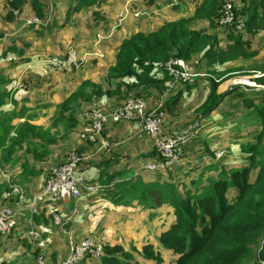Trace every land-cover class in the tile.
Listing matches in <instances>:
<instances>
[{
	"label": "trees",
	"instance_id": "trees-1",
	"mask_svg": "<svg viewBox=\"0 0 264 264\" xmlns=\"http://www.w3.org/2000/svg\"><path fill=\"white\" fill-rule=\"evenodd\" d=\"M229 1L246 21V31L215 24L226 0H202L189 17L166 22L149 33L138 32L124 38L115 48L111 63L103 67L104 60H98L99 78L81 80L79 85L71 84L64 91L63 101L58 104L50 126L44 128L29 124L23 127L3 157L5 169L8 171L14 162L21 164L18 176L21 184L41 178L50 168L28 167L23 163V155L24 160L31 158L35 163L48 157L51 147L59 143L58 135L52 133L56 130L62 134L60 138L64 140L65 149L61 154L57 153L63 157L54 167L61 166L69 152L73 151L81 157L76 174L85 176V155L95 145L81 138L83 129L90 123L86 112L97 105V109L112 113L129 100H142L147 104V113L162 115L164 136L197 126L191 141L184 147L180 163L165 171L144 170L147 164L161 160L154 147L138 179L119 181V174L114 170L119 155H103L94 158L96 168L102 172L91 179L85 176L86 185L99 186V196L111 199L117 206L137 200L144 209L151 210L162 205L172 207L175 223L161 235L160 243L177 256V264H259L264 261V92L250 94L239 86H231L221 95L217 92L223 82L247 69L249 71L242 74L264 73V67H260L258 62L260 52L264 50V0ZM100 2L74 0L71 9L77 13L99 6ZM239 3H243L242 8ZM24 4L25 0H4L3 6L8 9L5 19L12 22L15 10L21 15ZM32 5L34 15L40 18L42 24L30 27L35 28L33 32L36 36L44 37L55 23V15L47 10L43 2L34 0ZM19 15L15 17L19 19ZM95 15L98 16L97 13ZM194 25L202 28H194ZM2 37L0 32V39ZM251 49H255L252 54L249 53ZM67 53L68 50L62 55L52 56L65 58ZM172 59L191 61L204 76L195 77L188 83L175 80L165 69V64ZM237 61H242L241 65L235 64ZM245 61H250L251 66H245ZM68 76L71 80L75 79V72ZM22 79L27 92L23 98L25 101L36 92L38 81L33 75L31 78L23 75ZM260 79L258 82L264 84V77ZM44 80L51 89L62 84L53 79ZM0 108L3 106L0 105ZM220 110H224L222 113H226L227 117H235L233 124L228 126L223 116H216ZM243 117L256 119L258 132L243 126V131L234 133L235 138H231V133L235 132L234 128ZM109 123L121 122L109 120L104 137ZM228 135L227 140L213 141ZM198 138L203 148L202 157L210 162L206 166L202 159H187L188 151ZM78 140H81L80 143H77ZM218 152H224L223 157L234 160L216 159ZM194 160L202 163L198 170L201 172L185 181V165ZM240 163L243 165L236 166ZM145 175L151 179H145ZM82 195L88 199L91 194L83 190ZM19 201V195L14 194L8 181L2 182L0 209L12 208L10 205L15 208ZM41 203L46 206L33 216L36 225L33 230H37L40 237L35 240L29 235L31 230L19 231V218H14L13 233L8 237L0 236V264H23L24 260H37L39 256H43L48 263L62 262L67 258H61L65 256V249H49L52 244L47 241L44 230L45 224L53 221V213H60L62 202L45 200ZM143 255L158 264L163 263L152 246L145 247ZM129 259L121 246L103 245L102 264H133Z\"/></svg>",
	"mask_w": 264,
	"mask_h": 264
},
{
	"label": "crops",
	"instance_id": "crops-1",
	"mask_svg": "<svg viewBox=\"0 0 264 264\" xmlns=\"http://www.w3.org/2000/svg\"><path fill=\"white\" fill-rule=\"evenodd\" d=\"M33 1L25 0L23 11H21V15L18 14L19 19L15 17L18 15L14 14V20L8 22L5 19L8 9L3 6L4 0H0L3 8L0 19V32L3 33V37L0 39V74L3 76L0 79V105L3 106L0 108L2 114L0 127L4 128L3 132L0 131V171L8 184L17 188H20L16 183H19L18 176L21 174V164L14 162L7 171L3 157L7 154L15 136L20 135L23 127L31 124L47 128L52 124V120L58 111V104L63 101L64 91L70 88L71 84L79 85L81 80L101 76V73H97L99 66L92 70L94 66H87L88 61L92 59L104 60L102 65L105 67L113 61L114 50L124 38L138 32L149 33L166 22L189 17L202 0H101L99 6L88 7L77 13L71 9L74 0H37L47 5V10L53 12L56 19L44 37L36 36L33 32L35 28L30 27L36 25H27L26 22L35 16ZM242 6L243 3H239V7L242 8ZM157 15H162V18L157 20ZM97 17H100L101 22L95 20ZM139 19L145 20V23L151 27H148L147 31L140 28L136 25L139 23ZM71 48H74L81 56L82 65L73 72L49 73L46 68L48 58L52 55H62ZM74 72L75 79L71 80L68 75ZM192 73L195 77L204 76L196 68H193ZM23 75L28 78L33 75L38 81L36 92L25 101L23 98L27 95V92L24 91L26 89L16 87L18 80L23 82ZM44 78L53 79L62 84L56 89H51L49 84L45 85L46 80ZM225 83L226 81L217 89L219 95L231 87V83H227L229 84L228 88L222 89ZM223 111L217 112L216 116H223L225 118L224 123L230 126L236 119L234 116H225L226 113H222ZM107 127L104 139L110 143V147L104 149L97 144L94 145V149H90L89 153H86L85 170L87 169V173L85 176L91 179L102 172L96 168L94 158L116 153L119 157L115 161L114 170L119 174V181L138 179V174L144 171L142 166L155 147L154 138L141 132L139 125L132 122L109 123ZM52 133L58 135L59 143L51 147L50 155L37 161V163L31 158L24 160L23 155V163H26L28 167L40 169L43 167L50 168L62 161L63 156L57 155L65 149L64 140L60 138L62 134L56 130ZM233 134L234 132L231 133V136ZM207 135L204 134V136ZM228 138L229 135L213 141L221 142ZM200 140L198 138L197 142L190 148L187 159H202L206 166L210 162L202 157L203 148L199 145ZM80 141L78 140L77 143ZM23 145L26 148V144L23 143ZM201 165L199 160L191 161L185 165V172L188 171L189 173L188 178L196 177L201 172H198ZM45 169L47 170V168ZM10 175H13L14 186L10 181ZM45 175L42 174L41 178H36L33 181L23 182V190L33 192L35 189L38 193V190L44 186ZM143 177L147 180L151 179L148 175ZM40 182L42 184L38 188ZM29 196L32 197V193ZM39 200L36 214L42 210L43 206H46L41 201L47 200V197H40ZM72 202H74L73 205H71ZM138 206L140 205L137 200L130 201L128 205L117 206L111 199L103 195H90L88 199L82 197L80 200L62 202L59 206L60 215L63 218L62 224L58 225L52 220L50 224H45L44 230L47 241L52 244L49 249L61 251L65 249L63 252L65 256L61 258H66L70 252L71 240L79 242L84 239L99 240L102 238L105 245L121 246L133 264H158L156 261L144 257V248L147 246H152L155 252L160 254L163 264L176 262L177 256L166 250L160 243L161 235L175 223L176 218L172 207L163 205L156 207L151 209L154 212L151 215L152 211L149 209L138 210ZM19 209L23 213L18 215L17 229L23 232L34 229L36 227L33 223L34 213L16 205V210ZM115 224L118 226H114ZM153 230L158 233L157 238H154ZM126 238H129L130 241L128 247L123 244ZM67 239L69 243H67ZM23 264H36V260L27 259L23 261ZM79 264H102V262L101 260L86 258Z\"/></svg>",
	"mask_w": 264,
	"mask_h": 264
},
{
	"label": "built area",
	"instance_id": "built-area-1",
	"mask_svg": "<svg viewBox=\"0 0 264 264\" xmlns=\"http://www.w3.org/2000/svg\"><path fill=\"white\" fill-rule=\"evenodd\" d=\"M144 1V0H140ZM15 15L19 12L15 11ZM27 25L42 24L40 18L33 17L26 20ZM215 24L219 27L233 26L237 31L242 32L245 28V20L238 15L231 1L226 2L219 10V16L215 19ZM81 56L71 48L68 50L65 58L51 56L46 62V68L49 73H67L77 70L81 65ZM168 75L175 80L183 83L190 82L195 76L193 69L183 59H172L165 64ZM234 86H240L248 90L250 86L245 81H235ZM16 87L23 89V82L18 80ZM264 89V86H257L255 90ZM0 110V118H1ZM90 123L83 129L81 138L90 144H99L102 148L110 147L106 142L103 132L109 120L118 122H132L139 125L141 132L151 136L155 140L156 151L161 160L144 166V170L149 172H159L168 170L179 164L184 152V147L191 141L193 131L196 125L175 132L172 136H164L162 131V115L158 113H147V104L142 100H129L123 106L115 109L112 113H106L101 109H94L86 112L85 115ZM224 152L216 153V159L222 158ZM81 159L76 152H72L68 162L59 167H52L48 173L43 195L50 200L66 202L67 200H80L83 195L82 191L95 193L100 190L99 186H89L84 182V178L76 174V170ZM33 213L38 212L37 200L32 201ZM15 211L12 208L4 207L0 209V236L8 237L15 229ZM61 222V219H60ZM29 235L37 240L40 234L37 230H31ZM91 256L94 259L101 260L103 256V244L95 239H84L79 242L70 241V252L67 258L62 262L48 263L43 256H39L36 264H77L85 256ZM259 264H264L260 261Z\"/></svg>",
	"mask_w": 264,
	"mask_h": 264
},
{
	"label": "rangeland",
	"instance_id": "rangeland-1",
	"mask_svg": "<svg viewBox=\"0 0 264 264\" xmlns=\"http://www.w3.org/2000/svg\"><path fill=\"white\" fill-rule=\"evenodd\" d=\"M234 1V0H233ZM2 11H3V8H2V5L0 4V19H1V13H2ZM157 17V20H159V19H161L162 18V15H157L156 16ZM95 20H99V22H101V19H100V17H97ZM140 21H139V23L138 24H136L137 26H139L140 28H142V29H145L146 31L151 27H149L148 26V23H145V20L143 21V19H139ZM149 27V28H148ZM194 28H202L201 26H196V25H194ZM245 28H246V21H245ZM245 28L243 29V31L245 30ZM246 31V30H245ZM243 35H244V33H243ZM247 40H251V39H247ZM91 51H92V49H91ZM254 51H255V49H251V50H249V53L250 54H252V53H254ZM254 55V54H253ZM259 59H258V62H259V66L260 67H264V50H262L261 52H260V55H259ZM188 64H189V66L190 67H192V69L193 68H196V66L190 61V62H187ZM241 63H242V61H237V62H235V64H237V65H241ZM82 65V64H81ZM80 65V66H81ZM98 65V61L97 60H94V59H92L91 61H88V64H87V66H91V67H93V66H97ZM245 66H248V67H250L251 66V62L250 61H245ZM196 70H197V68H196ZM198 71V70H197ZM249 71V69H247V71L246 72H242V73H247ZM242 73H238L239 75H237V76H232L231 77V79H229V80H227L226 81V85L225 84H223L222 86V89L223 88H227L228 86H229V84H227V83H233V82H235V81H245V82H248L249 84H250V86H246L247 88H248V93H250V94H260V93H263L264 92V89L262 88V89H259L258 91H256L255 90V87H257V86H264V84H262L260 81L258 82V80H261L260 78H262V77H264V73H257V74H255V73H253V74H250V75H244V74H242ZM241 88V87H240ZM219 92H221V91H219ZM94 109H96L97 108V105H95V107H93ZM90 109L89 110V112L91 111V110H94V109ZM243 126H245V128H247V127H250V128H252L253 129V131H256V133L258 132V130H257V128H258V126H259V123H258V121L256 120V119H253V118H246V117H243V119L241 120V122L239 123V125L237 126V127H235L234 128V130H235V132L234 133H240L241 131H243ZM253 126V127H252ZM252 129H250V130H252ZM0 131L1 132H3L4 131V128L3 127H0ZM231 138H235L234 137V135L233 136H231ZM73 151H70L69 152V154H68V157H67V159L65 160V162L62 164V165H64V164H66L67 162H68V159H69V157H70V155H71V153H72ZM79 156V155H78ZM80 157V156H79ZM224 158V160L225 161H232V160H234V158H232V157H229V158H226V157H222L221 159H223ZM80 159H81V157H80ZM220 160V159H219ZM236 161H237V159H235ZM81 162V161H80ZM243 165V163H240V164H238V165H236V166H242ZM55 165H53L52 167H54ZM79 166V165H78ZM232 166V165H231ZM52 167H50V169L52 168ZM50 169L47 171V173H46V175H45V177H44V186H43V188H41L40 190H38V193H37V191H35V189H34V191L33 192H31V191H29V192H27L26 190H23V187H22V185L23 184H21V183H16L17 184V186H19L20 188H17V187H11V188H13V190H14V194L15 195H19V198H20V201L18 202V203H16V205H18L20 208H24V209H29V211L32 213L33 212V207H32V201L34 200V199H36L37 200V203L40 201L39 200V198L40 197H44L43 196V192H44V188H45V182H46V179H47V176H48V173H49V171H50ZM46 170V169H45ZM13 175H10V181L12 182V185L14 186V182H13V177H12ZM79 176H81V177H83L84 178V182H85V184H86V178H85V176H83V175H79ZM188 177H189V173H188V171H186L185 172V179H188ZM5 180V178L3 177V175L1 174V171H0V183L2 182V181H4ZM185 181H187V180H185ZM42 184V182H40L39 184H38V188L40 187V185ZM32 193V197L31 196H29L30 194ZM91 195H95V196H99V191L98 192H95V193H92ZM90 196V195H89ZM47 200H50V199H48L47 198ZM71 200V199H70ZM70 200H67V201H70ZM66 201V202H67ZM11 207H12V209L15 211V215L17 216V218H19L18 217V215L20 216V215H22V211L19 209V210H16V206H15V208H13V206L12 205H10ZM138 210H145V209H143L142 207H140V206H138V208H137ZM150 211H152V210H150ZM154 212L152 211L151 212V215L153 214ZM35 215V214H34ZM62 217H61V215H60V213H56L55 212V215H53V221L56 223V224H58V225H61L62 224V219H61ZM60 219H61V222H60ZM113 220H115V219H113ZM114 226H118V224H115ZM31 230H33V229H31ZM152 234H153V236H154V238H157L158 237V233L157 232H155V230H153L152 231ZM118 238V237H117ZM95 240H97V239H95ZM117 240V239H116ZM99 243H101V244H103V245H105L104 244V239H102V238H99V240H97ZM67 243H69V240L67 239ZM67 243H66V247H67ZM123 244L126 246V247H128V245L130 244V241H129V238H126V240L125 241H123ZM65 254V253H64ZM86 258H93V257H91V256H85L84 258H82L80 261H78L77 262V264H79L80 262H82L84 259H86ZM94 259V258H93ZM96 260V259H95ZM163 260V259H162ZM149 261V260H148ZM163 264V263H162ZM171 264H177V260H176V262H174V263H171Z\"/></svg>",
	"mask_w": 264,
	"mask_h": 264
},
{
	"label": "water",
	"instance_id": "water-1",
	"mask_svg": "<svg viewBox=\"0 0 264 264\" xmlns=\"http://www.w3.org/2000/svg\"><path fill=\"white\" fill-rule=\"evenodd\" d=\"M230 86H234L233 84H230Z\"/></svg>",
	"mask_w": 264,
	"mask_h": 264
},
{
	"label": "bare ground",
	"instance_id": "bare-ground-1",
	"mask_svg": "<svg viewBox=\"0 0 264 264\" xmlns=\"http://www.w3.org/2000/svg\"><path fill=\"white\" fill-rule=\"evenodd\" d=\"M228 88V87H227Z\"/></svg>",
	"mask_w": 264,
	"mask_h": 264
}]
</instances>
